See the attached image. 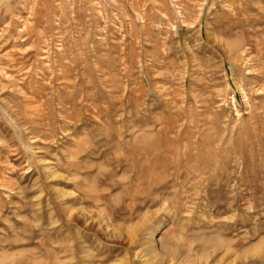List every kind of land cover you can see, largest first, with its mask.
Masks as SVG:
<instances>
[{"label":"rangeland","instance_id":"rangeland-1","mask_svg":"<svg viewBox=\"0 0 264 264\" xmlns=\"http://www.w3.org/2000/svg\"><path fill=\"white\" fill-rule=\"evenodd\" d=\"M0 264H264V0H0Z\"/></svg>","mask_w":264,"mask_h":264},{"label":"bare ground","instance_id":"bare-ground-1","mask_svg":"<svg viewBox=\"0 0 264 264\" xmlns=\"http://www.w3.org/2000/svg\"><path fill=\"white\" fill-rule=\"evenodd\" d=\"M242 6V5H241ZM239 10V9H238ZM241 10V9H240ZM241 12H243V11H241ZM244 20V19H243ZM237 21V20H236ZM249 21H251V19H249L247 22H249ZM234 22V21H233ZM246 22V21H245ZM254 22V21H253ZM232 23V22H231ZM230 23V24H231ZM241 23V22H240ZM236 24V23H235ZM243 24H244V22H243ZM241 26H243V25H241Z\"/></svg>","mask_w":264,"mask_h":264}]
</instances>
